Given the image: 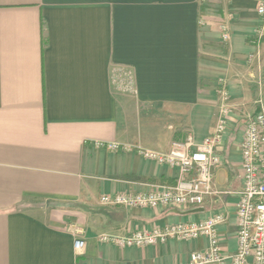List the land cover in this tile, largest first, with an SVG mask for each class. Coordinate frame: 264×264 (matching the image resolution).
Returning <instances> with one entry per match:
<instances>
[{"label":"crops","instance_id":"obj_1","mask_svg":"<svg viewBox=\"0 0 264 264\" xmlns=\"http://www.w3.org/2000/svg\"><path fill=\"white\" fill-rule=\"evenodd\" d=\"M259 3L0 0V264L187 263L207 237L146 246L101 237L217 213L226 216L220 249L235 252L239 143L246 120L264 106ZM220 80L232 111L214 186L228 193L195 209L101 203L103 195L140 193L144 183H174L177 168L137 149L165 153L172 140L212 134ZM75 238L84 240L79 251Z\"/></svg>","mask_w":264,"mask_h":264},{"label":"built area","instance_id":"obj_2","mask_svg":"<svg viewBox=\"0 0 264 264\" xmlns=\"http://www.w3.org/2000/svg\"><path fill=\"white\" fill-rule=\"evenodd\" d=\"M257 13L263 17L261 25L264 26V0H260ZM219 28L222 41L227 42L230 37L228 24L221 22ZM215 92L219 109L212 134L201 141L192 136L172 140L165 153L137 149L146 159L177 168L174 183H144L146 189L140 193L103 195L100 202L125 207L175 205L195 209L203 206L213 195L228 193L215 189L214 170L220 164L218 149L229 124L232 105L223 80L218 82ZM239 144L242 187L237 193L235 208L237 248L230 257H226L219 246L217 228L226 218L222 213L197 222H180L149 231L135 229L120 238L102 236L101 239L123 246H146L168 239L187 240L204 236L208 238V247L192 251L189 261L182 264H264V106L261 102L260 110L246 120ZM97 145L112 150L119 147L115 143ZM71 232L78 234L80 230L74 228ZM83 246L84 240L75 238L74 248L79 251Z\"/></svg>","mask_w":264,"mask_h":264},{"label":"rangeland","instance_id":"obj_3","mask_svg":"<svg viewBox=\"0 0 264 264\" xmlns=\"http://www.w3.org/2000/svg\"><path fill=\"white\" fill-rule=\"evenodd\" d=\"M207 3H209L208 1H206Z\"/></svg>","mask_w":264,"mask_h":264}]
</instances>
